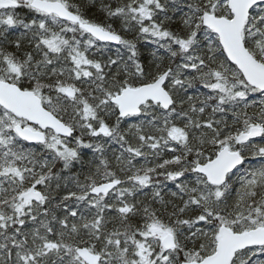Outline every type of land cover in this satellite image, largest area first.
<instances>
[{
  "label": "snow or ice",
  "instance_id": "6c2138e0",
  "mask_svg": "<svg viewBox=\"0 0 264 264\" xmlns=\"http://www.w3.org/2000/svg\"><path fill=\"white\" fill-rule=\"evenodd\" d=\"M0 264H264V0H0Z\"/></svg>",
  "mask_w": 264,
  "mask_h": 264
}]
</instances>
